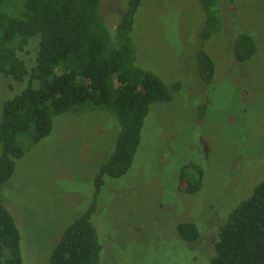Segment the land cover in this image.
Here are the masks:
<instances>
[{
	"label": "rangeland",
	"instance_id": "1",
	"mask_svg": "<svg viewBox=\"0 0 264 264\" xmlns=\"http://www.w3.org/2000/svg\"><path fill=\"white\" fill-rule=\"evenodd\" d=\"M101 2L115 30L129 0ZM220 10L224 24L203 41L208 13L199 0H142L131 33L136 64L181 90L152 105L125 177L105 178L97 193L121 129L103 110L56 117L50 136L17 160L2 201L20 231L24 264H50L65 231L94 203L100 264L210 263L230 211L264 180V0H223ZM242 35L257 52L235 64ZM202 50L217 68L212 85L201 78ZM18 87L0 74V123ZM192 165L203 168L204 184L187 195L180 181ZM183 223L201 226L199 241L180 239Z\"/></svg>",
	"mask_w": 264,
	"mask_h": 264
},
{
	"label": "trees",
	"instance_id": "2",
	"mask_svg": "<svg viewBox=\"0 0 264 264\" xmlns=\"http://www.w3.org/2000/svg\"><path fill=\"white\" fill-rule=\"evenodd\" d=\"M199 1L208 13L202 32L207 41L224 24L223 0ZM141 3L129 0L113 30L101 0H0V74L19 83L21 92L4 103L0 123V264H24L20 231L3 205L2 188L17 160L50 136L56 117L103 110L119 121L113 152L96 176L99 194L105 178L120 180L133 167L152 105L171 102L181 90L180 83L169 88L136 64L131 33ZM232 50L235 60L244 63L256 55L257 45L242 35ZM198 60L203 82L212 85L217 73L213 59L202 50ZM204 177L203 168L192 165L181 177L180 190L199 193ZM95 204L65 231L50 264H100L103 246L92 223ZM201 231L195 223L178 226L185 243L199 241ZM215 239L209 264H264V180L230 211Z\"/></svg>",
	"mask_w": 264,
	"mask_h": 264
},
{
	"label": "flooded vegetation",
	"instance_id": "3",
	"mask_svg": "<svg viewBox=\"0 0 264 264\" xmlns=\"http://www.w3.org/2000/svg\"><path fill=\"white\" fill-rule=\"evenodd\" d=\"M236 63H239V62H238V61H236V62H235V64H236Z\"/></svg>",
	"mask_w": 264,
	"mask_h": 264
}]
</instances>
